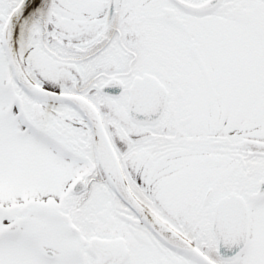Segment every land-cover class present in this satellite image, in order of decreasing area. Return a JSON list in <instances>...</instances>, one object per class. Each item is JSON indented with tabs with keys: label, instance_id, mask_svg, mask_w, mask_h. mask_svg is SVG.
<instances>
[{
	"label": "flooded vegetation",
	"instance_id": "obj_1",
	"mask_svg": "<svg viewBox=\"0 0 264 264\" xmlns=\"http://www.w3.org/2000/svg\"><path fill=\"white\" fill-rule=\"evenodd\" d=\"M31 9L34 32L45 40L42 48L35 41L23 52L16 48L23 70L34 80L40 70L60 81L58 90L88 97L97 107L108 101V113L124 114L129 126L147 133L130 138L117 120H109L122 177L141 205L159 206L145 184L149 181L134 167L150 176L161 160L183 159L188 182L201 177L187 201L198 211L176 231L208 259L236 264L238 256L226 261L218 255L212 212L230 193L242 197L251 245L254 213L264 204V0H36ZM82 33L90 39L80 42ZM32 47L57 64L58 72L40 69ZM144 75L164 85L166 104L157 121L136 123L128 116L130 105L143 110L160 101L147 96L152 89L130 95L134 79ZM107 81L108 95H103L100 87ZM120 130L125 148L113 133ZM73 153L84 168L71 183L82 177L81 191L71 192L70 183L58 200L0 207L6 220L0 225V247L12 248L0 250V260L14 251L11 242L22 240L46 264L60 263L61 253L65 264H204L159 237L119 196L116 179L96 165L94 153ZM113 170L108 160V172ZM22 220L16 236L3 233L5 225ZM48 230L52 237H64L60 252L37 240ZM222 230L226 235L231 227Z\"/></svg>",
	"mask_w": 264,
	"mask_h": 264
},
{
	"label": "rangeland",
	"instance_id": "obj_2",
	"mask_svg": "<svg viewBox=\"0 0 264 264\" xmlns=\"http://www.w3.org/2000/svg\"><path fill=\"white\" fill-rule=\"evenodd\" d=\"M2 24L3 20L1 19L0 26ZM79 35L80 42L91 37V34L82 33ZM31 52L33 53L32 60L35 64L38 63L40 69L44 68L47 71L52 69L58 72L57 64L47 62L34 47ZM36 72L38 75L40 74L39 80L42 85L53 90L59 88L60 81L56 78L41 75L40 70H36ZM5 73V58L0 52V207L4 208L14 204L25 206L28 200H58L65 186L70 184L72 178L84 166L71 160V157L66 155L65 151L58 149L56 144L50 145L51 148L43 144L41 140L34 137L36 135L28 133L27 126H23L22 123L32 122L50 135L58 137L65 142L67 151H88L90 132H88L85 121L71 109L53 111L46 106V103L50 102L48 100L44 101L42 105L35 104L29 108H26V105L30 104H26L24 114L15 110L13 102L3 87L6 79ZM98 111L106 122L107 129L112 117L119 122L115 124L122 125L128 130V137L137 139L147 135L146 132L129 126L124 114L108 113V101L104 102ZM110 124L114 130L113 120L110 121ZM24 130L27 133L21 134L20 132ZM30 130L32 132L31 128ZM113 133L116 141L125 148L123 143L126 141V137L122 131H113ZM67 151L66 153H69ZM171 161L172 158L161 160L156 171H152L150 176H145L144 169L140 166H135L134 171L143 179L148 180L149 183L145 184L149 191L156 193L159 206L155 210L171 224L176 225L177 223L178 225L197 215L198 210L190 207L187 201L189 200L188 194L190 195L200 186L201 177H196L197 183H189L186 170H184L185 161L183 159L172 161L165 167L167 162ZM206 209L210 212L209 208ZM5 221L0 217V225ZM253 221L256 236L236 264H264V204L256 207ZM63 238L52 237L48 230L43 232L37 240L41 244H45L44 246H49L56 252H60L58 243ZM10 244L14 246V251L1 259L0 264H46L40 261L36 256L37 253L30 251L22 240ZM10 249L12 248L8 246L6 249L0 247V250ZM61 254L63 260L57 264H65L64 254Z\"/></svg>",
	"mask_w": 264,
	"mask_h": 264
},
{
	"label": "water",
	"instance_id": "obj_3",
	"mask_svg": "<svg viewBox=\"0 0 264 264\" xmlns=\"http://www.w3.org/2000/svg\"><path fill=\"white\" fill-rule=\"evenodd\" d=\"M31 2L32 0H21L17 4V6H15L12 9V11L10 12L9 16L7 17L4 23L2 33H1L2 47H3L4 54L7 59V62L11 70L14 81L23 90L31 94H34L36 96H39L45 99L63 101V102L70 104L90 124L93 134L98 138L100 144H102V146L105 148L107 157L111 158L114 161L115 171H116V175L118 179L117 184H116V190L118 194L125 201H128V203L137 212V214L148 225H150L156 231L159 237L163 241H165L168 245H170V247H172L173 249L177 251H181L183 253L191 255L192 257L197 258L204 264H216L210 261L209 259H207L201 253H199V251L194 249L191 245L183 246V245L169 242V240H167L164 236H162L152 226L148 218L145 216L144 211L142 210L140 205L134 200L133 196L129 193L128 189L126 188L123 182L116 156L112 150V147L108 140V136L104 130L101 120L99 119L97 114L93 115L90 112H88V110H86L85 108H82L73 102V99L75 100L80 97L76 95H70V94L57 92V91H53V90L41 87L31 82L29 79L25 77L23 78L22 75H20V73L16 69L15 61H14L12 51L9 45L8 31L16 15L22 9L27 7ZM7 76L8 77L6 81V88L9 90L10 94L14 98H17L13 91V86H12L11 77L9 73H7ZM140 89L154 90L155 91L154 94L147 95V96L154 95V97H156L157 100L160 99L161 102L159 101L154 105H150L151 107L147 109H143V110L142 109L138 110L136 109V107H133L132 105H130L129 111H128L130 119L137 123L147 122V121H152V122L157 121L165 107L166 91H165L164 86L154 77L144 75L143 77H138L133 81L130 87L131 96H135L136 91ZM101 90L103 91V93L108 95V92H107L108 82L101 87ZM106 173L109 176H111L108 170H106ZM83 185H84V181L81 178H77L73 182L71 190L75 193L79 192L83 189ZM207 197L208 196H206L205 201L207 200ZM24 221L25 220L20 221V224L21 222H24ZM226 225H229L232 227V231L230 235L223 234L222 228ZM211 227L218 241V254L222 258L231 259L238 253L243 252L246 246V243H247V228H248V209L246 207L245 202L233 194L229 195L228 197L224 199H220L216 207L214 208Z\"/></svg>",
	"mask_w": 264,
	"mask_h": 264
},
{
	"label": "bare ground",
	"instance_id": "obj_4",
	"mask_svg": "<svg viewBox=\"0 0 264 264\" xmlns=\"http://www.w3.org/2000/svg\"><path fill=\"white\" fill-rule=\"evenodd\" d=\"M22 12H23V10L16 15V17L12 21V24H11L10 29H9L8 40H9V45H10L11 51L13 50V40H14L18 20H19L20 16L22 15ZM20 75H22V77L24 78V74L22 73V71H20ZM73 102L75 104H77L78 106L85 108L91 114L96 115L95 110L88 103L84 102L83 100H81V99H75L74 100L73 99ZM96 154H97V158L99 160L101 167L103 169H106L108 167V165H107L108 159L106 157V151H105L104 147L102 146V144H100L99 140L96 141ZM113 179H116V182L118 181L117 177L115 175L113 176ZM141 208L144 211V214L148 218L149 222L162 236H164L167 240H169L172 243L183 245V246L187 245V243L176 232H174L166 223H164L158 217H156L153 214H151L150 212H148L142 206H141Z\"/></svg>",
	"mask_w": 264,
	"mask_h": 264
},
{
	"label": "trees",
	"instance_id": "obj_5",
	"mask_svg": "<svg viewBox=\"0 0 264 264\" xmlns=\"http://www.w3.org/2000/svg\"><path fill=\"white\" fill-rule=\"evenodd\" d=\"M16 1L18 0H0V11L3 13L8 12ZM32 12L34 11H31L30 13ZM30 13L25 15L20 30V44L22 47L25 46L27 40L30 39L31 37L33 23L30 20ZM53 106L58 107V105H53Z\"/></svg>",
	"mask_w": 264,
	"mask_h": 264
}]
</instances>
